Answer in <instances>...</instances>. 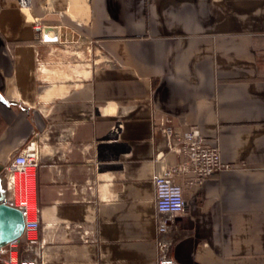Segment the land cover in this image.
<instances>
[{
  "label": "crops",
  "instance_id": "obj_1",
  "mask_svg": "<svg viewBox=\"0 0 264 264\" xmlns=\"http://www.w3.org/2000/svg\"><path fill=\"white\" fill-rule=\"evenodd\" d=\"M27 2L0 0V196L38 135L43 264H156L153 176L180 158L155 159L166 118L231 167L176 179L171 257L264 264V0ZM26 12L66 40L40 42Z\"/></svg>",
  "mask_w": 264,
  "mask_h": 264
},
{
  "label": "built area",
  "instance_id": "obj_2",
  "mask_svg": "<svg viewBox=\"0 0 264 264\" xmlns=\"http://www.w3.org/2000/svg\"><path fill=\"white\" fill-rule=\"evenodd\" d=\"M27 0H18L20 10L28 8ZM35 22V21H34ZM39 30L38 27H36ZM162 139L156 147L155 159H161L170 151L179 155L175 165L168 166L163 175H154L156 205V264H181L170 255L174 241L169 237L174 217L184 212L183 185H201L210 177L231 168L223 164L217 144H210L198 127L181 131L166 118L156 126ZM40 146L38 135H33L21 150L12 153L4 166V194L0 204L17 209L23 218L21 238L0 250V264H43L45 243L39 236L40 207L36 201V173L39 168ZM81 240L87 242L90 232L83 231Z\"/></svg>",
  "mask_w": 264,
  "mask_h": 264
},
{
  "label": "water",
  "instance_id": "obj_3",
  "mask_svg": "<svg viewBox=\"0 0 264 264\" xmlns=\"http://www.w3.org/2000/svg\"><path fill=\"white\" fill-rule=\"evenodd\" d=\"M59 32L60 42H64L66 31L61 27ZM23 229L24 221L21 213L15 208L0 204V250L20 239Z\"/></svg>",
  "mask_w": 264,
  "mask_h": 264
},
{
  "label": "bare ground",
  "instance_id": "obj_4",
  "mask_svg": "<svg viewBox=\"0 0 264 264\" xmlns=\"http://www.w3.org/2000/svg\"><path fill=\"white\" fill-rule=\"evenodd\" d=\"M25 13V12H24ZM27 13V17H28V19H30V22H32V20L34 19L32 16H30L29 14H28V12H26ZM34 22V21H33ZM39 30H40V33H39V35H41L43 38H45L47 41L48 40H51L54 36H55V30H52V28H48V27H44V26H40L39 27ZM54 74H56V72H54ZM59 75V74H58Z\"/></svg>",
  "mask_w": 264,
  "mask_h": 264
},
{
  "label": "rangeland",
  "instance_id": "obj_5",
  "mask_svg": "<svg viewBox=\"0 0 264 264\" xmlns=\"http://www.w3.org/2000/svg\"><path fill=\"white\" fill-rule=\"evenodd\" d=\"M26 19H28V17L26 16ZM29 21H30V19H28ZM32 25H33V28L35 29V31H36V33H37V35H38V40L40 41V42H42V43H46V39L45 38H43L41 35H39V33H40V30H37L36 29V27H40V26H42V25H40L38 22H32ZM65 30H66V28L65 27H63ZM61 29V27L59 28V29H57V28H55V29H53V30H55V31H58V30H60ZM53 40H54V42H56L58 39L54 36V38H53ZM66 40V39H65ZM52 41V39L51 40H48V42H51Z\"/></svg>",
  "mask_w": 264,
  "mask_h": 264
}]
</instances>
